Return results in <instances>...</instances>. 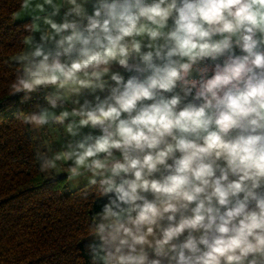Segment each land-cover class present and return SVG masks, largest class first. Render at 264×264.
I'll use <instances>...</instances> for the list:
<instances>
[{"label":"clouds","instance_id":"obj_1","mask_svg":"<svg viewBox=\"0 0 264 264\" xmlns=\"http://www.w3.org/2000/svg\"><path fill=\"white\" fill-rule=\"evenodd\" d=\"M14 116L104 201L91 264H264V0H21ZM11 107V106H10ZM66 165V167H64Z\"/></svg>","mask_w":264,"mask_h":264},{"label":"trees","instance_id":"obj_2","mask_svg":"<svg viewBox=\"0 0 264 264\" xmlns=\"http://www.w3.org/2000/svg\"><path fill=\"white\" fill-rule=\"evenodd\" d=\"M20 3L0 0V264H91L83 241L104 201L85 202V183L70 188L65 174L42 173L33 132L14 116L44 103L43 92L27 103L23 93L9 96L17 67L10 57L24 46L28 22L16 19Z\"/></svg>","mask_w":264,"mask_h":264},{"label":"crops","instance_id":"obj_3","mask_svg":"<svg viewBox=\"0 0 264 264\" xmlns=\"http://www.w3.org/2000/svg\"><path fill=\"white\" fill-rule=\"evenodd\" d=\"M18 14H19V17H17L18 20L26 19L27 18L25 16L24 11L22 9H20L16 13L15 16H17ZM29 127L31 128V130L33 132V136H34V139L36 141V150L37 151L43 149V147H44V143L43 142L44 141H49L50 138H53L52 135H54V134L51 133V131L49 129H47V128H44V129H41V130H38L37 131V130H34L30 125H29ZM58 129H59V132H58L59 145H61L63 143V141H64V133H63V130L62 129H60V128H58ZM54 144L55 143L53 142L52 145L54 146V149H59L60 146H57L55 148V145ZM64 167H66V165ZM58 174H65L66 176L68 175V173L66 171H64V170H61V171H59V172H57L55 174H45V175L50 176V175H58ZM84 183H86V182L82 181L80 184L69 183V186H70V188H76L78 186L83 185Z\"/></svg>","mask_w":264,"mask_h":264},{"label":"rangeland","instance_id":"obj_4","mask_svg":"<svg viewBox=\"0 0 264 264\" xmlns=\"http://www.w3.org/2000/svg\"><path fill=\"white\" fill-rule=\"evenodd\" d=\"M17 17H19V14L16 16V19H17ZM58 132H59V129H58V127L54 130V131H51V133H53L54 135H52L53 136V138H50V140L49 141H51L52 143L54 142L55 144V148L57 147V146H60L59 145V139H58ZM58 139V140H57ZM61 139V138H60Z\"/></svg>","mask_w":264,"mask_h":264}]
</instances>
